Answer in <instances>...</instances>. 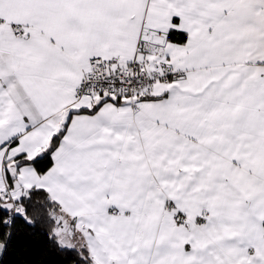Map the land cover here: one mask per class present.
<instances>
[{"label": "snow or ice", "instance_id": "snow-or-ice-1", "mask_svg": "<svg viewBox=\"0 0 264 264\" xmlns=\"http://www.w3.org/2000/svg\"><path fill=\"white\" fill-rule=\"evenodd\" d=\"M0 264H264V0H0Z\"/></svg>", "mask_w": 264, "mask_h": 264}]
</instances>
